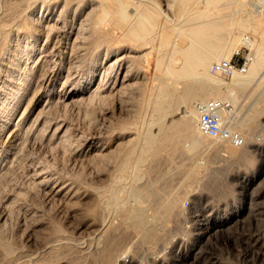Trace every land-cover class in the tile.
<instances>
[{"label":"rangeland","instance_id":"1","mask_svg":"<svg viewBox=\"0 0 264 264\" xmlns=\"http://www.w3.org/2000/svg\"><path fill=\"white\" fill-rule=\"evenodd\" d=\"M101 1L106 4L103 0H46L45 4L0 0V132L8 118L19 134L12 138L14 147L0 154V264H264V155L253 151L250 158H229L210 142L211 137L191 149L190 137L183 133L161 141L140 165L124 164L128 152L140 153L147 131L157 133L160 116L163 124H169L189 114L195 101L211 97L226 103L225 109L236 116L235 128L264 137V65L241 87L229 84L233 75L211 71L223 80L218 88L224 95L206 92L204 100L202 94L179 98L161 115L152 106L160 87L169 84L179 96L196 79L176 81V75L168 74L169 46L159 62L160 37L136 40L127 30L129 23L118 16L115 2L108 3L107 18H98ZM137 1L132 0L130 9L146 4L160 13L159 24L167 29L176 22L193 25L208 18L228 24L244 15L259 29L264 27V7L257 5L261 0H253L260 11H253L248 0H190L189 8L195 10L182 18L177 0ZM42 3L45 13L52 10L57 19L50 24L48 49L54 43L60 48L47 51L43 61L34 63L31 50L39 52L47 40L44 36L30 40L33 31L26 21L41 18ZM249 35L261 40L260 34L245 30L244 37ZM16 47L29 57L18 69L8 60ZM253 50L240 44L231 50V57L248 56L249 68ZM116 57L121 59L110 81L125 73L126 86L119 88L117 83L107 90L98 80L104 66ZM6 78L13 83L28 79L21 101L7 88ZM95 85L98 90L91 91ZM79 91L83 93L79 99L60 98L63 92ZM229 94H235L234 99ZM24 105L26 119L19 121ZM40 111L41 123L34 125ZM58 124L65 127L51 135ZM8 141L1 133L0 144ZM113 188L118 191V204L111 201ZM167 199L176 202L177 211L165 221L161 217ZM139 207L156 229L151 239L126 217Z\"/></svg>","mask_w":264,"mask_h":264},{"label":"bare ground","instance_id":"2","mask_svg":"<svg viewBox=\"0 0 264 264\" xmlns=\"http://www.w3.org/2000/svg\"><path fill=\"white\" fill-rule=\"evenodd\" d=\"M42 1L45 4L46 0H42ZM103 1L106 2V4L105 5L102 4V1H101V4L103 5V9L101 10L102 12L100 13V15H99V13L97 14L99 16L98 18H107L111 14V11L109 9L110 2H115L117 4V7H118V16L122 20L129 23L128 29L127 28L126 29L136 40H141V39L145 40L148 37V35H151L152 36L151 38H153L154 36L160 37V45L158 48V61L159 62L161 60L162 54L167 50L166 47L169 46V50L172 53L169 55V59L166 57L168 59V62H166V66H165L168 74L176 75L175 80L176 79H180V80L183 79L184 80V78L185 79L190 78L191 80L196 79L195 83H193V81H192V83L186 84L184 91L181 92V95H179V96L176 95L174 88H171L172 86H170L168 83H167L168 85H164L163 87H160V91L158 90L159 93L157 92L158 94H156V99L154 98L155 103H152V106H153V104H155L154 105L155 112H157L161 115L164 112H166L167 110L172 108L176 99L183 98L184 100H186V99L198 97L199 95L202 94L204 96L200 97L201 98L200 100H204L206 92L210 96L211 95L213 96V93L222 94L220 92L218 86L223 84L224 82L221 78L216 77L211 73L212 62H213V60H221L222 58L229 59L231 57V50L240 44H247L252 49H254L253 50L254 53H253V57H252L253 60H252V63L249 65V68L246 72H244V73L235 72L233 74L232 80L229 82V84L231 86L241 87V86H244L245 84L249 83L252 80V78L254 77V75L256 73H258L257 71L264 65V27L262 29H259L258 25H255V23L253 24L252 20H250L249 16H247V15L240 16V19H238L239 21L228 23V24L218 22V21L208 20L209 19L208 18L207 20H202V21L200 20L199 23L193 24V25H190L188 23H187V25H176L177 24V22H176V24H174L171 29H167L166 27H164L162 25V23L159 24L160 13L156 12L152 8H149L146 4H144L142 2H140L139 5H135L130 9V4L132 3V0H103ZM177 2H178L176 5L177 9L179 11L183 12L182 14H180V18L186 17V15H187L186 13H188L189 10H191V8L193 7L192 6L191 8H189V4L191 3L190 0H177ZM248 2L250 4H252V7L250 5L249 6L254 9L253 11H260L261 6L264 7V0H261V4H259V3L257 4V2L253 1V0H248ZM43 3L41 6L42 11L40 12L41 18L39 20L36 18H33V20H30L29 22L26 21V25H28V29L33 31V34L30 35L31 36L30 40L38 39L40 36H44V40H47L45 48L39 50V52H37L34 48L31 50V52H33L35 55L34 56V63H36L38 61H40V62L43 61L46 58V56L48 55L47 51L50 52V50H53L54 47L55 48L58 47V45H56V43H54L53 45L51 44L52 45L51 48L48 49V44H49V41L51 38V33H50V29H49V28H51L50 24H52L54 22L56 23L57 19H55V20L53 19V16H52L53 11L52 10L45 13V11H44L45 9H43ZM108 3H109V5H108ZM195 3H194V5L198 4V2H195ZM137 4H138V1H137ZM255 4H257L260 8L256 7ZM102 5H100V6L102 7ZM158 7H159V5H158ZM197 7H198V5H197ZM194 10L192 9L191 11H194ZM131 11H133V12L131 13ZM249 14H250V12H249ZM163 15H164V13H163ZM197 16L202 17L203 14L199 13V14H197ZM188 19L189 18L187 17V20ZM178 21H179V19H178ZM53 26H54V24H53ZM79 27H81V26H79ZM234 30H236L237 33ZM245 30H251L254 34H260L261 40L259 42H257L255 39L251 38L250 35H249V37H244V31ZM70 33H71V31L69 30V32L66 35L69 36ZM172 33L176 34V36L174 38L170 37L172 35ZM258 38H259V36H258ZM73 39L75 40L76 38L73 37ZM82 39H83V37H82ZM57 41H58V39H57ZM61 41H62V39H61ZM147 41L148 40H146V42ZM93 42H94V40H93ZM69 46L73 47L70 44H69ZM26 47H28V46H26ZM58 48H60V47H58ZM16 49H17V47H16ZM19 50H21V49H17L16 51L14 50V54H15L14 57L8 59L10 62L13 63V66L15 67V69H18V67H20L21 61H24V63L27 64L28 60H29V57H27V54H26V56L24 54H22V53H24V50H22V51H19ZM17 51H19V52H17ZM60 51L63 53L65 51V49L61 48ZM0 53H1V47H0ZM1 56H3V55H1ZM119 59H121V58L116 57L113 60H111L112 63H109V65L104 66L106 71L104 70L105 72L100 76V78L98 80V85L99 84L105 85L107 90H112L113 88H115L117 83H119V85H120L119 88H121V87L123 88V86H126L125 85V83H126L125 82L126 81V74L125 73L123 75L117 74V76H113V78L115 77L117 79L114 82L110 81L112 72L114 71L115 63ZM4 63H6V62H4ZM6 65H10V64L6 63ZM0 68L2 69V67H0ZM214 74H217V73H214ZM6 79H8V81L6 83L7 88L17 95V102L21 101V99L23 98L22 96H23L24 92H26L28 79H26L24 82L14 81V83H13L12 79H9V78H6ZM204 80H206L207 83H204V82H206ZM176 81H178V80H176ZM98 85L97 86L95 85L94 88L92 87L93 89H91V91L98 90L97 89ZM173 86H175V85H173ZM227 87H229V85ZM117 90H118V88H117ZM82 94L83 93L80 91L76 92V93H74V92H69V93L63 92L61 94L60 98H61V100L67 102V101H71L75 98L77 99L78 97L82 96ZM222 95H224V94H222ZM229 96L232 99H234L235 94H231V95L229 94ZM211 98H212L211 100H219V99H215L217 97H211ZM208 101H210V100H208ZM200 102L202 103V102H206V101H198V100L195 101L193 106L189 110V114H185L184 116H181L177 120H172L169 124H166V125L161 122L163 117L159 115L160 116V118H159L160 124H159L157 133H155L153 131H147L144 134V136H142L143 137V140H142L143 145H142V148L140 150V153L137 156H133V154H132L133 151L128 152L127 156L125 158L124 164L127 165L128 163L133 162L135 165H138L144 159L145 155L148 152L152 151L154 148H156L161 143V141H165V140L166 141H172L174 139V137L179 136L183 133H185V135L188 134V136L190 137L189 141L191 142V149H195V148L199 147L204 141H208L210 139V137L205 135L198 127V119H199L198 103H200ZM18 104L19 103H16V106ZM263 105H264V103H263ZM263 105L261 107H263ZM253 107H254V105H253ZM18 108H17V110H18ZM26 109H27V105L19 113V115H18L19 121H23L24 119H26ZM260 111L262 112V109ZM178 112L181 114L184 112V110L179 109ZM169 113H170V111H169ZM220 113H221L222 118L224 120L231 121V126H232V128L235 129V126L233 125L232 121H233V119H235L236 116L232 115L231 112L227 111L225 108L220 109ZM40 115H41V111L37 115L38 117H36L37 120L36 121L34 120V122H35L34 125H39L41 123L39 121ZM155 115H156V113H154V117H156ZM196 121H197V126H196L197 128L194 127V123ZM237 121H240V120H237ZM10 123H11L10 120L7 118L4 120L3 125H2L3 131L0 132V134L4 133L6 140L10 139L11 141H8L9 144H0V154L6 155V152L9 151V148L14 147L13 146L14 142H13L12 138L15 135H17L18 133L15 134L14 128H11ZM237 125H238V127L242 126V122L241 121L238 122ZM19 126H21V125H19ZM48 127H50V126H48ZM63 127H65L64 124H58V126L52 130L53 134H51V132H50V134L54 135V132L62 131ZM236 129L238 130V128H236ZM239 132L244 137V144L241 146H236L233 143H231L230 141H226V140H222V139H218V138H212V137H211L210 142L214 143V144H218L217 150L222 152V153L227 154L228 156L227 155L226 156L229 158L230 157H236V158H241V159L250 158V155L253 151H257L260 157H261V155H264V137H262L260 135L256 136L253 134L252 135H245L243 132H241V131H239ZM18 137H19V134H18ZM256 142L257 143L259 142V144L257 147H254L253 143H256ZM260 181H261V179H260ZM112 187L113 186H111V188ZM50 188H49V190H50ZM131 188H133V187H131ZM60 189L61 188H58L56 190L54 189V192L55 193L59 192ZM113 189H114V191L112 190L113 193L111 195L112 196L111 201L113 202V204H118L117 203L118 199H119L118 191H117V188H113ZM129 190H130V188H129ZM120 192H121V190H120ZM171 196H172V194H171ZM176 198H177V196H176ZM137 199H138V197L136 198V201H137ZM111 208H112V205H111ZM144 210H146V209H144ZM176 211H177L176 202L173 199H167L164 202V214H162L161 218L166 221L167 219L171 218V216L174 215L176 213ZM145 215H144L142 208L139 207L136 209L135 212L133 211V212L128 213L126 217L129 220V222H132L137 228H139V230L142 231L145 238L151 239V238H153L156 229L154 228V226L151 223H149L146 220ZM160 223H162V221ZM112 235H114V234H112Z\"/></svg>","mask_w":264,"mask_h":264},{"label":"built area","instance_id":"3","mask_svg":"<svg viewBox=\"0 0 264 264\" xmlns=\"http://www.w3.org/2000/svg\"><path fill=\"white\" fill-rule=\"evenodd\" d=\"M249 60L248 56L239 60L237 55L229 59L223 58L212 64L211 71L224 77H230L235 72L244 73L248 70ZM226 106V103L220 100L198 103V127L209 137L230 141L236 146H241L244 144V137L236 128H232L231 121L224 120L220 113V109Z\"/></svg>","mask_w":264,"mask_h":264}]
</instances>
